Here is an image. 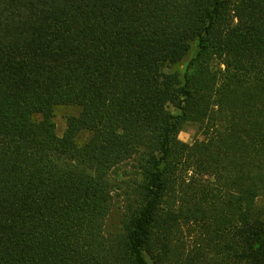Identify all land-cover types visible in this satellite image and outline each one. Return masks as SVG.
Segmentation results:
<instances>
[{
    "label": "trees",
    "instance_id": "trees-1",
    "mask_svg": "<svg viewBox=\"0 0 264 264\" xmlns=\"http://www.w3.org/2000/svg\"><path fill=\"white\" fill-rule=\"evenodd\" d=\"M261 196L264 0H0V264H264Z\"/></svg>",
    "mask_w": 264,
    "mask_h": 264
},
{
    "label": "rangeland",
    "instance_id": "rangeland-1",
    "mask_svg": "<svg viewBox=\"0 0 264 264\" xmlns=\"http://www.w3.org/2000/svg\"><path fill=\"white\" fill-rule=\"evenodd\" d=\"M193 56V53L190 54L185 61H183L182 64L173 67L172 69L179 73L180 76L185 72V69L191 60ZM170 110L173 114L178 115L179 111L173 107H170ZM79 114V109L76 107H71V106H66V107H60L56 110L55 113V124H56V132L57 134L62 137L67 129V120L70 116H74ZM179 139L182 142L188 143V144H193L197 142H201L205 140L202 128L198 124H187L184 126L182 131L179 133ZM257 206L261 209H264V196H261L257 199ZM122 208L121 205L118 203L116 205V208L110 217V219L107 222V230L111 232H121L122 231ZM194 230L190 225L186 226L184 228V233L183 235H179V241L177 244L181 246L185 251H189L192 249V246L194 244ZM202 232H200V235ZM149 264H152L151 260H148Z\"/></svg>",
    "mask_w": 264,
    "mask_h": 264
}]
</instances>
